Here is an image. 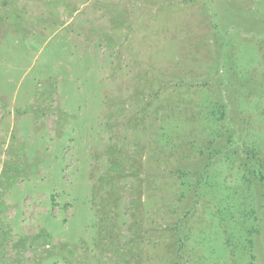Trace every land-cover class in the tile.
<instances>
[{
  "label": "rangeland",
  "instance_id": "374dc122",
  "mask_svg": "<svg viewBox=\"0 0 264 264\" xmlns=\"http://www.w3.org/2000/svg\"><path fill=\"white\" fill-rule=\"evenodd\" d=\"M264 0H0V264H264Z\"/></svg>",
  "mask_w": 264,
  "mask_h": 264
},
{
  "label": "trees",
  "instance_id": "16d2710c",
  "mask_svg": "<svg viewBox=\"0 0 264 264\" xmlns=\"http://www.w3.org/2000/svg\"><path fill=\"white\" fill-rule=\"evenodd\" d=\"M260 163H259V166H263V164H264V159L262 158V157H260ZM260 174V178H262L263 180H264V177H263V175H262V173L260 172L259 173Z\"/></svg>",
  "mask_w": 264,
  "mask_h": 264
}]
</instances>
